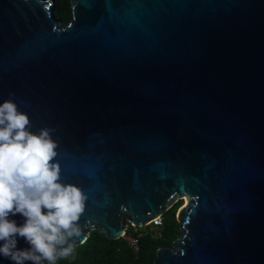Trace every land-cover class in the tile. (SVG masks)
I'll list each match as a JSON object with an SVG mask.
<instances>
[{"label": "water", "instance_id": "water-1", "mask_svg": "<svg viewBox=\"0 0 264 264\" xmlns=\"http://www.w3.org/2000/svg\"><path fill=\"white\" fill-rule=\"evenodd\" d=\"M52 4L0 0V103L87 194L74 246L185 196L153 264H264V0H70L64 23Z\"/></svg>", "mask_w": 264, "mask_h": 264}, {"label": "clouds", "instance_id": "clouds-1", "mask_svg": "<svg viewBox=\"0 0 264 264\" xmlns=\"http://www.w3.org/2000/svg\"><path fill=\"white\" fill-rule=\"evenodd\" d=\"M51 132L31 131L13 99L0 103V257L11 264H56L72 255L81 235L88 196L62 180ZM17 215L22 223L11 218ZM21 239L27 247H18Z\"/></svg>", "mask_w": 264, "mask_h": 264}, {"label": "trees", "instance_id": "trees-1", "mask_svg": "<svg viewBox=\"0 0 264 264\" xmlns=\"http://www.w3.org/2000/svg\"><path fill=\"white\" fill-rule=\"evenodd\" d=\"M51 9L54 17L59 18L61 23L71 17L70 0H53ZM179 205L180 201H176L163 212L162 223L156 229L141 228V233L137 234L128 225L125 234L136 238L137 250H133L123 236L110 241L101 230L91 229L85 241L74 246L72 255L58 259L56 264H153L155 250L160 246L171 245L179 232L175 218Z\"/></svg>", "mask_w": 264, "mask_h": 264}, {"label": "built area", "instance_id": "built-area-1", "mask_svg": "<svg viewBox=\"0 0 264 264\" xmlns=\"http://www.w3.org/2000/svg\"><path fill=\"white\" fill-rule=\"evenodd\" d=\"M162 218H163V214L157 215V216L153 217L151 220H149L145 226L150 225L151 229H155L158 225H160ZM145 226H141V228L145 227ZM139 229H140V227H136V226H133V228H132V230L137 231V234L141 233L139 231ZM125 238L128 240V243L133 248V250H137L136 238L134 236H130V235H125Z\"/></svg>", "mask_w": 264, "mask_h": 264}, {"label": "rangeland", "instance_id": "rangeland-1", "mask_svg": "<svg viewBox=\"0 0 264 264\" xmlns=\"http://www.w3.org/2000/svg\"><path fill=\"white\" fill-rule=\"evenodd\" d=\"M185 197V196H184ZM185 199V198H184ZM183 199V196L182 197H180V198H178L176 201H180L181 203H180V205H179V207L181 206V205H185V200ZM175 201V202H176ZM145 227H150V225L149 226H145ZM145 227H142V228H145ZM133 228V227H132Z\"/></svg>", "mask_w": 264, "mask_h": 264}, {"label": "bare ground", "instance_id": "bare-ground-1", "mask_svg": "<svg viewBox=\"0 0 264 264\" xmlns=\"http://www.w3.org/2000/svg\"><path fill=\"white\" fill-rule=\"evenodd\" d=\"M185 197L183 196V199H184ZM185 201H186V198L184 199ZM185 204H186V202H185ZM182 206V205H181Z\"/></svg>", "mask_w": 264, "mask_h": 264}]
</instances>
